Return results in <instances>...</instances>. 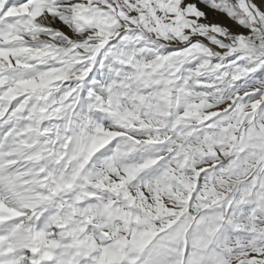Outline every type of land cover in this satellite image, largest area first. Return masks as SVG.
I'll use <instances>...</instances> for the list:
<instances>
[{
	"label": "snow or ice",
	"instance_id": "obj_1",
	"mask_svg": "<svg viewBox=\"0 0 264 264\" xmlns=\"http://www.w3.org/2000/svg\"><path fill=\"white\" fill-rule=\"evenodd\" d=\"M0 264H264V0H0Z\"/></svg>",
	"mask_w": 264,
	"mask_h": 264
}]
</instances>
